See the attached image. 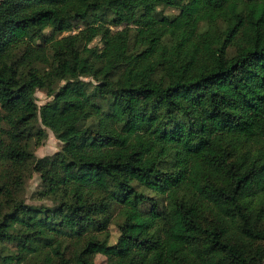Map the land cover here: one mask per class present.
<instances>
[{
    "label": "trees",
    "instance_id": "trees-1",
    "mask_svg": "<svg viewBox=\"0 0 264 264\" xmlns=\"http://www.w3.org/2000/svg\"><path fill=\"white\" fill-rule=\"evenodd\" d=\"M96 254L264 264V0H0V264Z\"/></svg>",
    "mask_w": 264,
    "mask_h": 264
},
{
    "label": "rangeland",
    "instance_id": "rangeland-1",
    "mask_svg": "<svg viewBox=\"0 0 264 264\" xmlns=\"http://www.w3.org/2000/svg\"><path fill=\"white\" fill-rule=\"evenodd\" d=\"M163 12H176V9L171 7H164ZM35 56L41 57L37 52H32L28 57ZM42 58V57H41ZM45 60V59H44ZM37 102L39 104L46 101L49 97L43 90L36 91ZM61 141L55 136L52 130L47 128V135L40 143H33L31 149L37 156L52 154L54 151L58 150L61 147ZM39 178L36 172H32L26 179L25 187L22 191L23 196L27 202H40L42 199L37 197L35 190L39 187ZM110 233V240L114 241L117 236V226L115 223L111 222L108 226ZM106 260V257L102 254H96L95 261L99 264H103Z\"/></svg>",
    "mask_w": 264,
    "mask_h": 264
}]
</instances>
